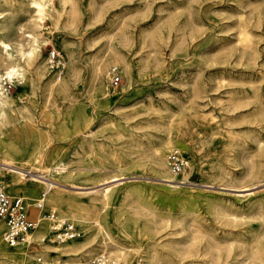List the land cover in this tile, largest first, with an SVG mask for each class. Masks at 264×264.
Returning <instances> with one entry per match:
<instances>
[{"label":"rangeland","instance_id":"1","mask_svg":"<svg viewBox=\"0 0 264 264\" xmlns=\"http://www.w3.org/2000/svg\"><path fill=\"white\" fill-rule=\"evenodd\" d=\"M79 1L77 21L60 9L59 0L50 1L52 17L40 28L38 67L26 69L25 79L14 76L2 82L4 88L10 84L6 89L14 101L8 112L14 115L15 127L2 128L0 138L9 137L22 152L39 155L54 167L65 163L63 169L48 172L65 185L45 193L40 184L37 198L42 192L51 196L58 191L60 201H45V208L54 206L59 215L88 220L75 224L84 234L79 240L91 239L94 246L99 233L93 220L101 217L118 242L140 247L154 242L162 247L164 260L176 264H182L180 253L198 230L209 234L199 241L202 248L211 236L221 247L231 248L228 264H264V0H105L107 7L101 11L102 5L91 10L88 0ZM23 8L25 1L0 4V16L14 13V23H23ZM240 16L251 19V50L237 43ZM160 27L166 35L159 43L162 62L155 64L151 58L144 63L151 46L140 47L139 34L147 29L156 33ZM4 37L11 43L15 38ZM109 46L123 53L134 73L128 81L119 65L112 67L121 77L115 88L110 86V71L102 82L92 77V65ZM53 50L58 66L50 63ZM55 79L68 85L73 96L48 94L45 84ZM254 93L258 102L231 109V95ZM20 105L29 108L31 120L18 112ZM259 111L261 116H253ZM230 131L235 141H229ZM168 139L176 143L182 159L193 163L188 182L176 190L165 187L159 159L152 152L162 147L166 158L174 151L164 146ZM2 171L5 191L20 196L35 216L22 191L7 186L16 174ZM68 172L72 176H65ZM181 172L171 171L175 181ZM114 174L122 183L104 207L101 198L88 191ZM27 177L20 185L31 181ZM71 185L84 187L83 192H74ZM126 218L135 219L150 235L139 233L140 243L123 235L117 221ZM159 220L163 224L156 229ZM37 227L28 246L15 249L2 240L7 252L17 255L28 248L54 255L35 239L40 234ZM3 228L0 223L1 233ZM43 241L48 242V236ZM256 241L259 252L254 254ZM97 256L89 258V264ZM3 261L0 258V264Z\"/></svg>","mask_w":264,"mask_h":264},{"label":"bare ground","instance_id":"2","mask_svg":"<svg viewBox=\"0 0 264 264\" xmlns=\"http://www.w3.org/2000/svg\"><path fill=\"white\" fill-rule=\"evenodd\" d=\"M24 1L26 2V8L20 9L26 13L23 23H14V13L8 15L6 18H4V15L0 16V18H4V22L0 26V67L2 68V71L0 72V134L3 133L2 128L15 127L13 118L14 115L8 112V110L11 109V104L14 99L7 91V89L4 88L2 84L3 79H8L11 81L14 76L20 80L25 79L26 69H28L30 66H33L35 70V68L38 67V62L36 59L40 47L38 43V41L40 40V28L42 27V22L46 17H52L50 6L51 0H0V4L12 5L14 3ZM104 2L105 0H88V8L92 10L95 5H102L100 6L99 10L101 11L102 8L107 7V5L103 6ZM59 4L61 6L60 9L64 11L67 9L68 16L72 21H77L81 18L79 0H59ZM58 12L60 13L62 11L59 10ZM250 22L251 19L243 16H240L238 19L237 43L240 44L244 50H248L252 47L254 33L249 28ZM170 26H172V23ZM173 27L174 26H172V28ZM122 30L123 29L121 27L119 29L121 35H123V33H121ZM155 31L156 33H151L147 29L141 31L139 34L140 47L151 46L143 59L144 63L149 61L151 58L153 59V62L155 64L162 62V59L159 57V43L166 37V35L162 31L161 27L155 29ZM6 35L15 36L12 43L4 37ZM107 50V54L98 58V60L92 65L93 79H98L100 82H102V79H104L107 72L110 71L111 73V70L113 69L112 67L119 65L121 73L128 79V81H131L134 77V73L131 65L129 64L123 53L114 46H109ZM48 61H50L49 58ZM44 89L48 92V94L60 93L69 98L73 96V93L68 85L60 82L57 79H55L54 83H52L51 81L47 82ZM100 89H102L103 93H106L105 86L101 85ZM251 100L254 102L259 101L258 96L255 93L243 98H237L231 95V109L246 105ZM17 110L22 114V116L25 114V118L31 120L32 115L30 114L29 108L26 105L18 106ZM258 115H262L261 111L253 113V116ZM228 136L229 141H235L236 136L233 132H228ZM164 146L168 147V149H173L174 151L178 150V146L172 139L166 140ZM152 152L156 156V158L159 159L158 165L159 168L163 171V174L160 177L162 180L166 181L165 187L167 189L176 190L180 187V183L188 182V177L193 169V163L191 160L182 159L183 168L181 177L177 181H175L174 174L171 173L172 170L168 165L167 157L164 158L165 149L162 147H155L153 148ZM41 158L42 157L39 155L32 156L29 155V153L26 154L22 152L10 140L9 137H6L4 140L0 138V175L3 176L2 169H7L13 174H16L14 175L12 182L8 183L7 186L13 185L17 187V189H20L22 191L23 195L27 198V201L31 205V213L35 214V216H31L33 218L38 217L39 209L37 208V206L39 202H42L43 208H45V201L50 200L56 203L61 199L58 191H55V193H53L51 196H44L45 193L50 190L51 187H61L65 185L57 181V179L53 178L48 173L55 168L63 169L65 163L56 162L57 164L54 163V167L50 163L43 162ZM26 176H28L27 178H29L31 181L29 183L20 185L21 179L26 178ZM65 176H72V173L68 172L67 174H65ZM121 178L122 177H118L114 174L110 177L109 180L104 181V183H102L100 187L92 189L88 192L92 193L95 196H99L102 200V205L104 207H108L115 199V191L118 185L122 183ZM40 184L45 185V193L42 192L40 197L37 198L36 190L40 186ZM2 186L5 187L4 185ZM70 187H72L74 189L73 191L77 193L83 192L81 189L84 188L82 186L72 185ZM218 188L233 190L237 192L247 189L246 186L243 188L219 186ZM11 197H19L30 213L28 206L20 196ZM50 211L56 213L55 207L52 206ZM57 215L62 218H68L73 221V223L81 222V224H86L89 222L88 220H84V218L77 219L70 216L59 214ZM46 221L48 225L44 222V219H41L39 221L40 226L39 228L37 227V230L40 234L35 236V239L38 241L39 245L46 247L50 250V252H54V255L45 253V250L32 251L28 248L22 249V251L17 255H15V253H8V250H6L4 245L2 244V240L4 241L3 231L2 233L0 231V258L4 259L2 264H11V262L15 261L16 258L18 259L16 264H40L39 261H42L43 264H89L88 259L93 257V255H99L97 257H106L105 254H111L115 258L114 260H112L107 255L106 258L107 260H110L111 264H114V261H117L118 264H130L132 262H134L133 264H135L140 260H145L148 263L150 262L152 264H176V261L164 260L165 253L162 250V247L154 242H151L149 246L143 247H140L142 245L127 246L118 242L117 239H115V237L109 232V230L104 227L101 217H97L93 220L95 228L99 233V240L97 241L98 244L96 246H94L93 243H90L91 239L79 240V238L84 234L74 239H69L62 242L58 241L55 239L54 234L51 230L49 224L50 222H48V220ZM0 223L2 222L0 221ZM117 223L119 225L120 232L123 235L129 236L137 243L142 242V238H140L141 236L139 235V233H149V231L143 225H139V223L135 219H121L120 221H117ZM162 224L163 223H161V220H159V222L156 223L155 228L157 229ZM78 228L80 229L79 226ZM35 230L36 228L32 232H30L27 237L29 245L30 243H32V233L34 234ZM197 232V234L192 235L191 239L186 245L187 247L185 248L184 252L180 253L183 258H181L183 260L182 264H228L227 260L228 257L231 256V248L221 247L219 245V242L213 236L209 238L207 246H204V248H202L199 245V241L204 235L209 236V234L206 231H204L205 233H203L201 230H198ZM47 236L48 242H44L43 240ZM257 243L258 241H256L254 245V254L259 252L257 249ZM24 245L28 246L26 243ZM17 247L18 246H14L15 249ZM254 257H256V255H254ZM32 258H34L35 260L33 261ZM5 259L9 260L5 261ZM29 260L32 263L29 262ZM93 260L92 264H94ZM232 264H236V261L232 262Z\"/></svg>","mask_w":264,"mask_h":264},{"label":"built area","instance_id":"3","mask_svg":"<svg viewBox=\"0 0 264 264\" xmlns=\"http://www.w3.org/2000/svg\"><path fill=\"white\" fill-rule=\"evenodd\" d=\"M55 51L51 52V66L55 63L58 66L60 60L56 58ZM57 59V60H56ZM53 62V63H52ZM121 77L117 72V68H113L110 73V86L115 88ZM8 87L10 84H6ZM5 87L8 89V87ZM168 165L174 172H180L183 166L181 155L177 151H171L167 155ZM39 209L38 217L33 218L29 214L27 207L23 204L19 197L12 198L4 187L0 185V221L4 224L3 239L5 243L14 247L21 244L29 245L27 237L39 224L41 219H46L50 222L51 230L54 237L58 241H65L69 239L77 238L81 235V231L73 221L68 218H62L57 213L43 208L42 202L38 203ZM94 264H107L106 257H97L93 260ZM135 264H150L145 260H140Z\"/></svg>","mask_w":264,"mask_h":264}]
</instances>
